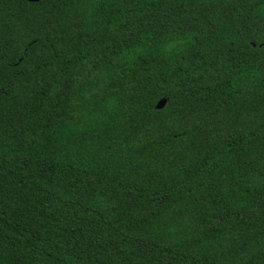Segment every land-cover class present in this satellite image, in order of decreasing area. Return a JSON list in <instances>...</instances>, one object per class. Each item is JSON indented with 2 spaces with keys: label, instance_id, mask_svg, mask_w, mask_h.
I'll use <instances>...</instances> for the list:
<instances>
[{
  "label": "trees",
  "instance_id": "16d2710c",
  "mask_svg": "<svg viewBox=\"0 0 264 264\" xmlns=\"http://www.w3.org/2000/svg\"><path fill=\"white\" fill-rule=\"evenodd\" d=\"M0 264H264V0H0Z\"/></svg>",
  "mask_w": 264,
  "mask_h": 264
},
{
  "label": "water",
  "instance_id": "95a60500",
  "mask_svg": "<svg viewBox=\"0 0 264 264\" xmlns=\"http://www.w3.org/2000/svg\"><path fill=\"white\" fill-rule=\"evenodd\" d=\"M32 1H38V0H32ZM167 100L166 99H162L161 101H159L157 108H163L166 104Z\"/></svg>",
  "mask_w": 264,
  "mask_h": 264
}]
</instances>
